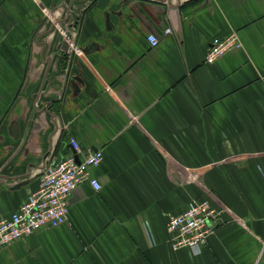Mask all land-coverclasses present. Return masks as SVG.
Here are the masks:
<instances>
[{
  "label": "crops",
  "instance_id": "0c3cea01",
  "mask_svg": "<svg viewBox=\"0 0 264 264\" xmlns=\"http://www.w3.org/2000/svg\"><path fill=\"white\" fill-rule=\"evenodd\" d=\"M231 33L243 47L207 63ZM72 138L103 150L102 188L0 264H264V0H0V215ZM203 198L215 232L173 249L168 217Z\"/></svg>",
  "mask_w": 264,
  "mask_h": 264
},
{
  "label": "built area",
  "instance_id": "2783aa9c",
  "mask_svg": "<svg viewBox=\"0 0 264 264\" xmlns=\"http://www.w3.org/2000/svg\"><path fill=\"white\" fill-rule=\"evenodd\" d=\"M171 32V27L165 29L166 34ZM148 41L152 47H156L160 39L156 34L150 33ZM75 47L73 46L74 49ZM242 47L243 43L237 33L216 36L211 41L205 60L213 64L228 52ZM70 143L73 152L60 162L50 161L44 164L38 189L20 208L10 216L0 215V248L38 230L66 223L70 211V196L80 184L88 182L97 191L102 188L101 182L92 176L90 169L103 161V150L98 149L81 156L80 143L74 138ZM219 213L208 198H203L193 200L184 212L170 215L166 229L173 249L190 247L194 251H200L215 232V221Z\"/></svg>",
  "mask_w": 264,
  "mask_h": 264
}]
</instances>
